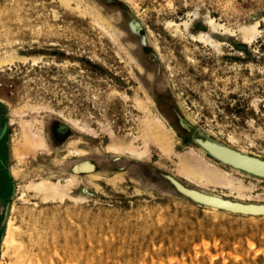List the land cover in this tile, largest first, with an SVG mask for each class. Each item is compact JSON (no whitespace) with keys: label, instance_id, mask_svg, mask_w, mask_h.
I'll list each match as a JSON object with an SVG mask.
<instances>
[{"label":"rangeland","instance_id":"1","mask_svg":"<svg viewBox=\"0 0 264 264\" xmlns=\"http://www.w3.org/2000/svg\"><path fill=\"white\" fill-rule=\"evenodd\" d=\"M163 97L204 151L264 174V0H0V264L16 259L3 248L13 204L23 264H264V216L185 201L153 174L203 201L264 205V182L180 137ZM148 119L172 136L169 157L106 150L143 152ZM40 138L43 150L25 144ZM181 154L245 189L187 179ZM40 179L66 197L42 200Z\"/></svg>","mask_w":264,"mask_h":264},{"label":"bare ground","instance_id":"2","mask_svg":"<svg viewBox=\"0 0 264 264\" xmlns=\"http://www.w3.org/2000/svg\"><path fill=\"white\" fill-rule=\"evenodd\" d=\"M64 1V0H63ZM66 1V0H65ZM99 18L100 20H98L101 24H103V20L101 17H97ZM96 18V19H97ZM249 29V28H248ZM247 31V30H246ZM249 31H247L248 33ZM251 33V32H250ZM253 33V32H252ZM253 36V35H252ZM164 105H165V111H166V114L168 115L169 119L171 120V122L173 123V126L175 127L174 129L176 130V132L179 133L180 137L184 138L185 139V136L188 138V140H190V142L192 143L193 147L195 146L197 149H201L204 151V149H202L198 144H196V142H194L192 139H190L189 135H187L185 132H184V129L181 128L180 124L176 122V119H174L173 117L174 116H179L178 118L180 120H183L184 122V118L185 116L179 112V108H176L169 100H167V102H164ZM24 121V120H23ZM190 122L187 121V127H186V130L187 131H190V134H198L200 129L196 128V127H193L192 125L189 124ZM22 128V127H21ZM23 130V129H22ZM143 142H144V151L143 152H138L137 149L130 143H126L123 142V143H109L106 147V150L109 152V151H112V152H115V153H120L121 150L125 149L124 151L127 152L129 151V153L133 156V155H136V153L139 155V158L141 156V158L144 156V155H147L146 153L148 152V149H150V147H152L154 150H158L157 152L162 155V157L165 158V156H170L172 154V151H174V142H173V139H172V136H170L169 132L166 131L165 127L163 126V124L161 123V121L159 119H156L153 121H151L150 119H148L144 124H143ZM202 131V130H201ZM203 132V131H202ZM24 135V134H23ZM25 136V135H24ZM23 136V138H24ZM39 137V136H38ZM19 138V137H18ZM31 140V141H30ZM28 139L27 142L25 143L27 146L30 145L31 148H36V147H41L43 150L44 148V142L42 141V138L39 139ZM113 142V141H112ZM37 149V148H36ZM200 150V151H201ZM202 152V151H201ZM205 152V155L211 157L214 160H216L217 162L221 163V164H224L226 166H229V168H236L237 170H239L240 172H242L243 174H246L247 176H251V178H255L261 182H264V174L262 173H252L250 172L248 169H246L244 166H236L234 165L232 162H229V161H226L224 159H222L221 157H218L217 155H214L212 153H209L207 151H204ZM192 154H195L193 153V151H191ZM190 153V154H191ZM174 154V153H173ZM200 154V153H199ZM199 154H197L196 156H198ZM17 155V153H16ZM177 155V154H176ZM182 155V154H181ZM180 155V156H181ZM186 155V157H185ZM184 156L182 155V157L180 158L181 160L184 159L183 161H181V163L178 165V172L183 174L184 176L187 177V179H190L194 182H197V183H200V184H204L205 186H212V187H217L218 188H221V186H224V187H228L230 189H235L236 188H239L240 190L241 189H245L243 188V186L241 185L242 182L240 181H237L236 179H233V177L226 173L225 171H221V170H217L215 167H213V173L209 171V165H211L210 162H208V160H206V158H201L202 160H200L199 157H197V159L199 158V164L197 165H194L192 163L189 162V160H187L186 158L189 157V155L187 156V154H185ZM202 155V154H201ZM200 155V156H201ZM193 155H191L192 157ZM203 156V155H202ZM206 156V157H207ZM138 157V156H137ZM145 157V156H144ZM148 157V156H147ZM177 157V156H176ZM252 157H254L252 155ZM260 158V157H259ZM179 159V158H178ZM195 156H194V160H195ZM262 159V162H264V158H260ZM191 160V159H190ZM198 161V160H197ZM201 161H204L203 163H201ZM179 162V161H178ZM195 162V161H194ZM85 163V162H83ZM81 164V163H80ZM208 164V166H207ZM79 165V164H78ZM204 166V167H203ZM76 167V166H75ZM74 167V168H75ZM224 168V167H223ZM78 171H80L81 173L84 172V173H89V172H92L93 171V167L91 165H82V167H76L74 169V173L75 174H79ZM158 171L157 170H154L153 171V174L156 175L157 177L163 179L166 183V185L172 190L173 194L177 195L178 197L182 198L183 200L185 201H189V202H192V203H195V204H198L200 206H206L209 207V208H215V209H218V210H223V211H226V212H231V213H235V214H241L239 212H250V213H254L252 215L250 214H241V215H247V216H264V205H260V204H256V203H243V204H239V203H236V201L234 200H231V201H234L235 203L233 202H225V203H220V202H209V201H203L201 199H196V197H191L190 195L188 194H182V193H179L175 190H173L171 188V186L169 185V182L167 180H165L166 178H169L167 177L168 174H163V173H160V175H158L156 172ZM232 172V171H231ZM165 173V172H164ZM16 177V175H15ZM71 183L70 184H73V181H70ZM174 182V181H173ZM236 182L238 183L236 185ZM76 183V182H75ZM69 184V185H70ZM183 184V183H182ZM32 185V184H31ZM53 184L49 181H47L46 179H40L38 183H36L35 185L32 186L33 190H37L35 192L38 193V195L41 196V198H43L42 200H44L45 202H49V201H54L56 198L58 199H62L63 195H61V191H59V193H53L51 190V186ZM220 186V187H219ZM211 187V188H212ZM22 188V187H21ZM18 190V188H16ZM184 190H187L185 188H183ZM30 189L28 188V191ZM57 192L59 190L56 189ZM214 190V189H213ZM232 190V191H233ZM239 190V191H240ZM39 191V192H38ZM182 191V190H181ZM55 192V191H54ZM20 193V192H19ZM65 196V195H64ZM37 197V196H36ZM66 197V196H65ZM18 198V197H17ZM71 199V198H70ZM21 200L23 201L22 203H27L26 200H24V192L22 193V197H21ZM59 200V201H60ZM78 200V199H77ZM58 201V200H57ZM80 200H78L79 202ZM187 203V202H186ZM228 203V204H226ZM190 204V203H189ZM246 204V205H245ZM188 205V204H187ZM185 205V206H187ZM25 207V206H24ZM188 207V206H187ZM193 207V206H192ZM192 207H189L193 210H195L194 208ZM201 208V207H200ZM204 208V207H203ZM208 209V208H207ZM206 209V210H207ZM25 210L24 208H22V211ZM206 210H195L196 212H199L205 216H209L210 218H216V219H220V218H223L225 220H230V222L233 221V215L229 214V213H225V212H220V211H216V210H212V212H208ZM210 210V209H209ZM16 206L13 204L11 209H10V217H9V220L7 222V225H6V235H5V238H4V241H3V248L5 249H8V251H10L11 249H14L15 251V261H14V264H23L22 263V259H21V256L23 255V248L18 245V243H21L20 240H22L21 238H23L22 236V232H20V228H16V223H15V218H14V215H16ZM29 212V211H27ZM220 212V213H219ZM26 213V212H24ZM31 213V212H30ZM21 215V213H20ZM26 215V214H25ZM53 216V215H52ZM20 217V216H19ZM27 217V216H26ZM235 217V216H234ZM245 217V216H244ZM31 218H32V215H31ZM232 218V220H231ZM242 218V217H241ZM23 219V215L22 217L20 218V220ZM205 219V218H204ZM208 218H206L207 220ZM235 219V218H234ZM237 219V218H236ZM240 219V218H239ZM250 219L252 220H257L255 219V217H250ZM208 220H211V219H208ZM30 221V220H29ZM33 221V220H31ZM217 221V220H216ZM248 221V220H247ZM22 222V221H20ZM47 222V221H46ZM219 222V220H218ZM225 222V221H224ZM222 222V223H224ZM235 222V221H233ZM242 222V220H241ZM24 223V221L22 222ZM238 223V222H237ZM243 223V222H242ZM259 223V222H257ZM256 223V224H257ZM261 223H264V222H261ZM21 224V223H20ZM26 224V222H25ZM33 224V223H32ZM44 224V223H43ZM42 224V227L44 226ZM27 225V224H26ZM37 225V223H36ZM40 225V224H39ZM38 225V226H39ZM158 225V224H157ZM21 226V225H20ZM33 226V225H32ZM47 226V225H46ZM18 227V226H17ZM25 227V226H23ZM35 226H33V229H36L34 228ZM30 227L28 226L27 229H29ZM26 229V230H27ZM32 229V228H30ZM38 229V228H37ZM25 230V229H24ZM23 230V231H24ZM31 231V230H30ZM32 232V231H31ZM35 232V231H34ZM33 232V233H34ZM24 233V232H23ZM27 233V232H26ZM31 234V233H30ZM24 235V234H23ZM27 234H25L26 236ZM29 235V234H28ZM33 235V234H32ZM28 237V236H27ZM26 237V238H27ZM30 237V235H29ZM31 238V237H30ZM38 238V237H37ZM35 239V238H34ZM30 240V239H29ZM20 241V242H19ZM32 241V240H31ZM29 242V241H28ZM34 242V241H33ZM23 243H21L22 245ZM24 247V246H23ZM26 249V248H25ZM26 251V250H25ZM24 251V253H25ZM25 260V259H24ZM29 262V261H28Z\"/></svg>","mask_w":264,"mask_h":264},{"label":"water","instance_id":"3","mask_svg":"<svg viewBox=\"0 0 264 264\" xmlns=\"http://www.w3.org/2000/svg\"><path fill=\"white\" fill-rule=\"evenodd\" d=\"M135 25V27H137V25L136 24H134ZM130 26H131V24H129V28H130ZM138 28V27H137ZM131 29V28H130ZM139 28H138V31H137V33L139 32ZM136 33V34H137ZM161 101H162V107L164 106V109H165V105H164V101L165 102H167V100H169L176 108H177V106L173 103V101H172V99L170 98V97H163L162 99H160ZM166 112V111H165ZM179 112H180V110H179ZM166 115V114H165ZM168 116V115H167ZM173 124V123H172ZM174 127V126H173ZM175 128V127H174ZM185 139L192 145V143L190 142V140H188V138L185 136ZM193 146V145H192ZM92 167H93V171L92 172H95V167H94V165L92 164L91 165ZM75 167V166H74ZM74 167H73V169H72V172H73V170H74ZM74 173V172H73ZM79 174H86V173H84V172H80ZM168 177V176H167ZM163 180V179H162ZM166 180V179H165ZM177 196V195H176ZM178 197V196H177ZM180 198V197H179ZM182 199V198H181ZM239 213H241V214H250V215H252V214H254V213H250V212H244V211H242V212H239Z\"/></svg>","mask_w":264,"mask_h":264}]
</instances>
